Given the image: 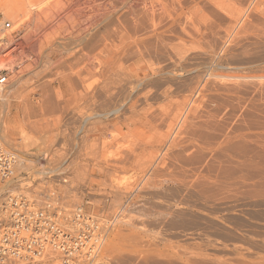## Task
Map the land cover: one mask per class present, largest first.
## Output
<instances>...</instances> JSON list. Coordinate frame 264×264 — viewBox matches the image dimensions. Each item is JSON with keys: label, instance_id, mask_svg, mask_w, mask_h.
Returning a JSON list of instances; mask_svg holds the SVG:
<instances>
[{"label": "rangeland", "instance_id": "rangeland-1", "mask_svg": "<svg viewBox=\"0 0 264 264\" xmlns=\"http://www.w3.org/2000/svg\"><path fill=\"white\" fill-rule=\"evenodd\" d=\"M40 3L25 24L6 14L19 48L5 99L32 138L0 128L28 157L19 186L39 207L113 220L94 264H264V0H203L202 46L179 27L176 56L158 41L108 56L105 88L78 55L34 47Z\"/></svg>", "mask_w": 264, "mask_h": 264}, {"label": "bare ground", "instance_id": "bare-ground-1", "mask_svg": "<svg viewBox=\"0 0 264 264\" xmlns=\"http://www.w3.org/2000/svg\"><path fill=\"white\" fill-rule=\"evenodd\" d=\"M202 1L203 0H57L58 9L54 11V9L49 6L51 0H45V3H40L38 10H36L37 20L45 26V29L42 32L40 42L35 43L34 47L39 45V48L49 57L60 54H69L73 55V57L78 55L84 60V66L91 74V77L94 80V87L105 88V79L108 73L113 69L112 65L107 63L109 59L107 58L108 56L112 59L121 61L124 59L129 60L134 57H141L144 53L150 52V50L154 48V43H157V41L162 47L164 45L169 49L173 43V37L177 36L172 35L173 37H171V34L176 33L179 30V27L185 32V34L181 36H186L188 33L190 36H193L197 45H201V42H203V40L201 41V37L203 38V36L200 34L202 31L201 29H203L201 28V24L204 22ZM0 2H2L3 8L5 9V12L1 10L0 12H3L6 19H8L6 14L13 16L19 13L22 15L21 23L25 24L28 19L27 7L29 0H0ZM10 21L13 23L12 20ZM191 28H195V31H192ZM14 29H16L15 25ZM57 29L61 30L58 31ZM182 30L179 34L184 33ZM56 32L58 34H56ZM181 36L179 37L181 38ZM186 41L187 40H184V43H187L189 39L187 42ZM168 42L172 43L169 45ZM190 42L192 41L190 40ZM15 45L16 48H14L13 51L16 53L19 44L17 43ZM172 45H174V43ZM61 47L64 49L61 50ZM174 48V46L170 47L172 51ZM177 51L176 53H180ZM167 52H169V56V54L174 55L175 51H173L172 54L169 50ZM164 53L166 54L165 50ZM28 58L30 61L35 62L37 60L35 51L30 52ZM15 68L16 66L12 69V73ZM21 79L22 78L20 77V80ZM20 80L18 79L13 84L15 85ZM11 81L12 75L7 85L8 89L0 99V109L4 102L3 110H0V128L8 141H13L12 134L15 131H19L23 144L25 145L32 138L30 139L29 132L26 127H24L23 123L19 121L18 116L12 113L11 106L7 103L8 100L5 99V97L8 96ZM14 90L15 89H13V91ZM12 95L13 94L9 92V97H12ZM11 100L12 99H10V102H12ZM86 118L91 119L89 116ZM34 123L37 127L36 122ZM34 123L32 125H34ZM4 147L5 146H2L3 149ZM13 151L14 153L16 152L19 154L17 150L13 149L12 152ZM25 157L28 158L27 156ZM25 157L21 156V160L17 162V165L21 168H25L26 166ZM45 157V154H42L34 160L41 162L44 159L45 161L47 159V157ZM19 179L20 176H16V178L10 176L5 180V183H7L0 186V195L5 189L8 191L0 202V217L5 215L3 202L9 198L10 193L17 194L18 191L34 202L37 209L48 207L49 214L56 215V213L47 205L39 207L36 200L30 197V195L27 194V191L19 186V184L22 183ZM29 203L32 205L30 201ZM82 207L83 205L79 204L71 210H62L63 213L68 212L70 219L73 220L77 215L76 212L82 209ZM31 209L36 211L34 210L35 208ZM82 210L85 212L83 214L84 218H93L95 219L94 221H100L104 224L106 231L111 227L112 219L105 220L99 218L95 214L86 211L84 207ZM65 225L67 227H73L74 222L69 221L66 222ZM101 245L103 246V242H100V248L94 260H96L101 251ZM47 252L48 251H45L43 254ZM47 260L48 258L43 260L44 264H47ZM38 262L42 264L41 258L38 259ZM55 262L56 261H51L49 264H57L59 260L56 263Z\"/></svg>", "mask_w": 264, "mask_h": 264}, {"label": "built area", "instance_id": "built-area-1", "mask_svg": "<svg viewBox=\"0 0 264 264\" xmlns=\"http://www.w3.org/2000/svg\"><path fill=\"white\" fill-rule=\"evenodd\" d=\"M18 32L0 12V99L8 89L12 69L17 66L13 49L16 48ZM2 146L0 144V186L5 185L10 176L18 177L21 168L17 165L21 155ZM46 202L56 215L49 214L48 207L37 209L36 204L19 191L10 193L3 202L5 215L0 217V264H40V258L42 264L47 258V264L58 260L57 264H94L100 242L106 237L104 224L93 218H84L83 207L72 220L68 212L63 213L52 200ZM69 221L74 222L73 227L65 225ZM45 251L48 252L43 254Z\"/></svg>", "mask_w": 264, "mask_h": 264}]
</instances>
